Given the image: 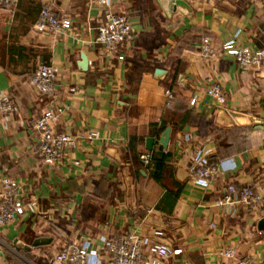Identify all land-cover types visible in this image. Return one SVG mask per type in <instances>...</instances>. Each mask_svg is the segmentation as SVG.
<instances>
[{
  "label": "crops",
  "instance_id": "0c3cea01",
  "mask_svg": "<svg viewBox=\"0 0 264 264\" xmlns=\"http://www.w3.org/2000/svg\"><path fill=\"white\" fill-rule=\"evenodd\" d=\"M112 1L134 28L123 60L120 50L96 42L107 10L90 0L0 2V93L13 99L11 113L0 114V177L13 178L23 203L37 205L0 224V264H54L68 243L89 240L98 249L101 236L130 233L170 248L160 264H237L244 257L264 264V203L233 212L215 204L227 182L264 190V56L243 71L227 52L200 53L204 37L218 46L236 31L238 44L264 49V0ZM43 6L70 19L71 28L38 32ZM42 63L60 71L53 97L29 82ZM213 82L223 85V105L205 94ZM51 100L69 107L54 127L75 142L61 161L46 164L35 151L34 123ZM161 124L170 127L167 148ZM196 148L221 158L206 189L189 173ZM144 152L168 156L160 180L152 161L139 160ZM154 228L164 235L151 234ZM227 246L237 259L219 254Z\"/></svg>",
  "mask_w": 264,
  "mask_h": 264
},
{
  "label": "built area",
  "instance_id": "2783aa9c",
  "mask_svg": "<svg viewBox=\"0 0 264 264\" xmlns=\"http://www.w3.org/2000/svg\"><path fill=\"white\" fill-rule=\"evenodd\" d=\"M99 7L107 10L106 21L97 27L96 42L105 45L109 53H117V58H125L124 51L134 39V28L129 18L124 13L112 10V0H90ZM210 1V0H204ZM6 6L13 7L16 0H0ZM71 28L68 18L57 16L49 6H43L35 22L38 32L61 33ZM239 31L233 38L216 46L208 37H204L200 44V53L204 57L214 56L219 52H227L231 55L238 67L247 71L260 65L264 56V49L254 50L248 46L237 43ZM57 65L50 63L39 64L29 77L30 84L42 95L53 97L56 81L59 76ZM167 106L171 105V92L165 90ZM205 94L213 102L223 105L226 102V94L223 85L213 82L205 88ZM195 98L190 100L194 104ZM64 103L56 100L48 102L41 115L34 123L38 132V143L35 151L40 160L46 164H54L63 159L65 150L72 146L75 139L68 133L57 131L54 127L58 118L68 110ZM13 110V99L7 93H0V114L6 115ZM209 150L196 148L194 150L193 163L189 166V173L195 186L206 189L210 182L220 171L218 162L210 163L207 158ZM139 160L144 165L151 161L150 152L139 155ZM264 203V190L257 189L251 184L236 185L227 182L215 200V204L224 208L227 212H233L238 204L257 205ZM36 203L24 204L20 199L18 183L9 176L0 177V224L14 220L25 211H36ZM155 236L164 235L161 228L152 229ZM100 248L92 247L87 240L82 244L68 243L55 255L54 264H160V258L171 254L166 245L154 243L150 234L130 233L123 236L100 237ZM226 258L238 257L235 247L227 246L219 251ZM237 264H255L252 258H238Z\"/></svg>",
  "mask_w": 264,
  "mask_h": 264
},
{
  "label": "trees",
  "instance_id": "16d2710c",
  "mask_svg": "<svg viewBox=\"0 0 264 264\" xmlns=\"http://www.w3.org/2000/svg\"><path fill=\"white\" fill-rule=\"evenodd\" d=\"M165 128L166 126L164 124H161L160 128L158 129V134H160ZM220 159L221 158L216 155H211L209 157V162L216 163ZM167 160H168V156L161 152L151 155V161L153 163V170L151 172V175L155 180L161 179L162 171L166 166Z\"/></svg>",
  "mask_w": 264,
  "mask_h": 264
},
{
  "label": "water",
  "instance_id": "95a60500",
  "mask_svg": "<svg viewBox=\"0 0 264 264\" xmlns=\"http://www.w3.org/2000/svg\"><path fill=\"white\" fill-rule=\"evenodd\" d=\"M170 3H173V0H169ZM81 60L83 61V65L85 64V56H81ZM169 135H170V127H166L165 130L162 132V135L160 137V144L163 148H167L168 145V140H169ZM153 144V138H148L146 141V146L148 149H151Z\"/></svg>",
  "mask_w": 264,
  "mask_h": 264
}]
</instances>
